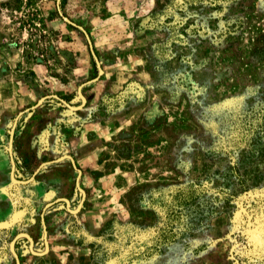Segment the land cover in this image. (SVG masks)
Returning <instances> with one entry per match:
<instances>
[{
  "label": "rangeland",
  "instance_id": "rangeland-1",
  "mask_svg": "<svg viewBox=\"0 0 264 264\" xmlns=\"http://www.w3.org/2000/svg\"><path fill=\"white\" fill-rule=\"evenodd\" d=\"M258 49L264 0H0V264H264Z\"/></svg>",
  "mask_w": 264,
  "mask_h": 264
},
{
  "label": "water",
  "instance_id": "water-1",
  "mask_svg": "<svg viewBox=\"0 0 264 264\" xmlns=\"http://www.w3.org/2000/svg\"><path fill=\"white\" fill-rule=\"evenodd\" d=\"M63 19H64L67 23H70V24H71V22L68 21L66 18H63ZM72 25H73V24H72ZM85 35H86V37H87V39H88V42H89V45H90V48H91V44H90V41H89L88 35H87L86 33H85ZM91 52H92L93 57L95 58V55H94L92 49H91ZM95 60H96V58H95ZM96 61H97V60H96ZM101 73H102V71L99 69V75H100ZM79 95H80V97L82 98L83 102H85V101H84V98L81 96V94H79ZM71 109H72V108H71ZM11 142H12V134H11V136H10V144H9V154H10V157H11ZM11 159H12V158H11ZM13 175H14V163H13V161H12L11 179H12L13 181H15Z\"/></svg>",
  "mask_w": 264,
  "mask_h": 264
},
{
  "label": "trees",
  "instance_id": "trees-1",
  "mask_svg": "<svg viewBox=\"0 0 264 264\" xmlns=\"http://www.w3.org/2000/svg\"><path fill=\"white\" fill-rule=\"evenodd\" d=\"M263 51H264V50H262V49H261V50H259V49L256 50L257 54H261Z\"/></svg>",
  "mask_w": 264,
  "mask_h": 264
}]
</instances>
